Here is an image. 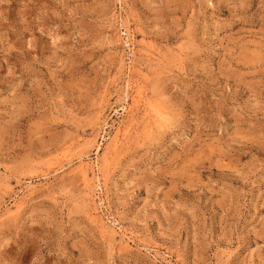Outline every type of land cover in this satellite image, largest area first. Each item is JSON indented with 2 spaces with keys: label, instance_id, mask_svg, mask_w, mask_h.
<instances>
[{
  "label": "rangeland",
  "instance_id": "obj_1",
  "mask_svg": "<svg viewBox=\"0 0 264 264\" xmlns=\"http://www.w3.org/2000/svg\"><path fill=\"white\" fill-rule=\"evenodd\" d=\"M0 264H264V0H0Z\"/></svg>",
  "mask_w": 264,
  "mask_h": 264
},
{
  "label": "bare ground",
  "instance_id": "obj_2",
  "mask_svg": "<svg viewBox=\"0 0 264 264\" xmlns=\"http://www.w3.org/2000/svg\"><path fill=\"white\" fill-rule=\"evenodd\" d=\"M135 105V104H134ZM131 108H128L127 110H125V111H127V113H130V111H132L133 109H132V106H130ZM132 109V110H131ZM126 113V114H127ZM125 131H126V129H125ZM127 133V132H126ZM126 135V134H125ZM119 140V139H118ZM117 143V142H116Z\"/></svg>",
  "mask_w": 264,
  "mask_h": 264
}]
</instances>
